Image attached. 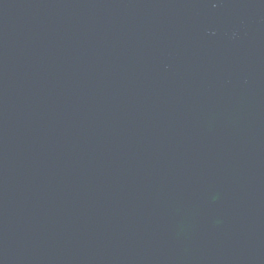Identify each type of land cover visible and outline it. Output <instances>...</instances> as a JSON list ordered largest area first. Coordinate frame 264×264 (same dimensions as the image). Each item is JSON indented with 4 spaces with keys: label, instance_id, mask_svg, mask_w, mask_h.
Instances as JSON below:
<instances>
[{
    "label": "water",
    "instance_id": "water-1",
    "mask_svg": "<svg viewBox=\"0 0 264 264\" xmlns=\"http://www.w3.org/2000/svg\"><path fill=\"white\" fill-rule=\"evenodd\" d=\"M0 264H264V0H0Z\"/></svg>",
    "mask_w": 264,
    "mask_h": 264
}]
</instances>
